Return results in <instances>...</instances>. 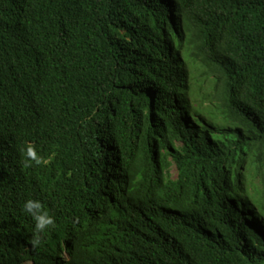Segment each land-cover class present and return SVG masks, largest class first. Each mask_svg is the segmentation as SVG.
<instances>
[{"label":"trees","instance_id":"1","mask_svg":"<svg viewBox=\"0 0 264 264\" xmlns=\"http://www.w3.org/2000/svg\"><path fill=\"white\" fill-rule=\"evenodd\" d=\"M0 264H264V0H0Z\"/></svg>","mask_w":264,"mask_h":264},{"label":"rangeland","instance_id":"2","mask_svg":"<svg viewBox=\"0 0 264 264\" xmlns=\"http://www.w3.org/2000/svg\"><path fill=\"white\" fill-rule=\"evenodd\" d=\"M172 172H173V176H174V177H176V176H177V171H176V169H175V168L173 169V171H172Z\"/></svg>","mask_w":264,"mask_h":264}]
</instances>
